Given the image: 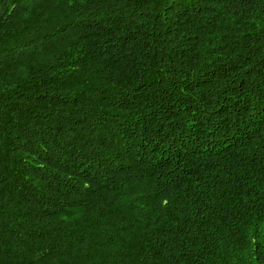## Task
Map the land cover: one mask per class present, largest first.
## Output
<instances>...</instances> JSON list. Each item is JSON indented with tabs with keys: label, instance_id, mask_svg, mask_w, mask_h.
Listing matches in <instances>:
<instances>
[{
	"label": "trees",
	"instance_id": "trees-1",
	"mask_svg": "<svg viewBox=\"0 0 264 264\" xmlns=\"http://www.w3.org/2000/svg\"><path fill=\"white\" fill-rule=\"evenodd\" d=\"M0 264H264V0H0Z\"/></svg>",
	"mask_w": 264,
	"mask_h": 264
}]
</instances>
